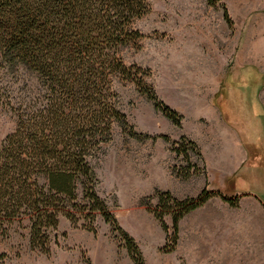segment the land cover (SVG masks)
<instances>
[{
	"label": "rangeland",
	"instance_id": "rangeland-1",
	"mask_svg": "<svg viewBox=\"0 0 264 264\" xmlns=\"http://www.w3.org/2000/svg\"><path fill=\"white\" fill-rule=\"evenodd\" d=\"M148 2L150 11L135 24L148 37L121 56L128 65L151 69L157 98L179 122L133 84L116 82L119 107L142 136L114 126L111 141L92 159L96 192L139 248L143 264H254L264 257V229L247 204L258 199L252 193L264 198V0ZM0 76L13 86L11 74ZM14 127V116L0 107V143ZM245 154L236 173L218 171ZM236 176L245 183L235 184ZM203 179L216 193L211 198L219 212L212 207L185 214L169 250L171 214L158 206L155 191L184 199L202 190ZM222 195H237L241 210H223ZM78 201L85 202L81 193ZM74 211V220L59 216L48 251L30 246L27 219L14 221L0 234V264H135L121 232L99 211ZM164 212L166 229L155 215ZM238 216L240 227L231 223ZM247 226L252 235L244 236Z\"/></svg>",
	"mask_w": 264,
	"mask_h": 264
},
{
	"label": "trees",
	"instance_id": "trees-1",
	"mask_svg": "<svg viewBox=\"0 0 264 264\" xmlns=\"http://www.w3.org/2000/svg\"><path fill=\"white\" fill-rule=\"evenodd\" d=\"M149 11L148 0H0V71L11 74L13 84L7 86L0 76V107L15 118L0 143V234L25 218L30 246L48 251L59 216L74 220V210L99 211L121 232L135 264H143L139 248L96 192L92 159L111 141L116 125L130 137L142 136L119 107L116 82L133 84L179 122L157 98L151 69L128 65L121 56L148 37L135 24ZM223 18L231 24L225 7ZM155 194L158 206L171 214L172 250L178 221L216 193L204 187L184 199L169 191ZM221 198L238 206L237 195ZM165 212L155 214L164 229Z\"/></svg>",
	"mask_w": 264,
	"mask_h": 264
},
{
	"label": "crops",
	"instance_id": "crops-1",
	"mask_svg": "<svg viewBox=\"0 0 264 264\" xmlns=\"http://www.w3.org/2000/svg\"><path fill=\"white\" fill-rule=\"evenodd\" d=\"M240 152V151H239ZM246 154L244 155L243 158L238 159L237 163H224L223 165H221L220 167H217L218 171H220L222 174H224L225 176L230 175L232 173H236L238 169H240L242 167V164L244 163V160L246 159ZM235 179V184H242L245 183L244 180L240 179L239 176H236ZM209 181H206L205 179H203L202 183L199 185V189L200 188H204L206 186H208ZM245 186V185H244ZM246 189V187H245ZM252 193V192H250ZM254 196H256L258 199L250 198V201H248L247 204L250 205L251 207V211L253 213H256L257 215V219H258V228L260 229H264V198H262V196H258L254 193H252ZM192 196V195H191ZM249 200V199H248ZM242 201H240V203L238 204L237 207H232L229 204L226 203L225 207L223 206V210H229V209H240L242 208ZM214 207L217 211L218 209L221 207L219 203L216 202V200L214 198H210L208 199L202 206L192 210V212H196L198 210H205L207 208H212ZM219 212V211H218ZM240 216H238V218L235 220H233L231 223L235 224L237 223V226L240 227ZM205 222V221H202ZM206 223V222H205ZM235 227V226H234ZM247 231H250V235H252V228L250 226L244 227L243 229H241V233H243L244 236H247ZM254 264H264V257L259 258L258 260H255Z\"/></svg>",
	"mask_w": 264,
	"mask_h": 264
}]
</instances>
